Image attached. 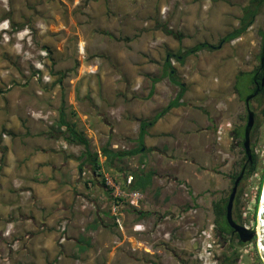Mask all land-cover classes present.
Instances as JSON below:
<instances>
[{"label": "rangeland", "instance_id": "374dc122", "mask_svg": "<svg viewBox=\"0 0 264 264\" xmlns=\"http://www.w3.org/2000/svg\"><path fill=\"white\" fill-rule=\"evenodd\" d=\"M248 2L0 0V105L7 117L37 120L48 128L58 122L63 101L68 109L77 101L84 109L91 107L80 100L78 92L82 84L90 85L89 76L95 72L99 87H117L113 103L124 95L127 106L126 114L116 109L112 115L99 101L97 115L110 122L119 114L137 129L138 119L153 117L180 91L165 78L149 98L152 77L163 74L168 54L202 42L215 47L189 56L184 64L171 59L187 89L181 107L190 113L177 117L194 121L195 137L188 153L177 149L172 157L168 154L123 162L135 173H155L153 185L138 208L148 215L139 218V213L130 211L121 228L110 218L91 228L94 210L89 201L88 209H80L83 213L78 212V201L73 202L74 210L52 227L39 223L35 229L27 214L9 215L0 219V264H218L224 253L233 252L230 244L237 252V264H264L256 240L240 246L234 236L231 242L230 237L226 242L216 236L213 212L214 203L229 198L232 176L240 174L245 164L243 138L235 135H244L247 111L233 86L239 73L260 65L259 31L264 30V13L242 37L219 46L239 26L242 8ZM162 26L181 35V41L167 36ZM250 107L256 114L251 133L256 171L242 180L238 206L242 215L239 224L251 229L257 225L258 192L264 183V102L251 100ZM40 114L48 115L54 125L37 119ZM129 141L119 142L118 150L133 148ZM170 142L168 139L169 146ZM74 148L77 153L83 150L81 146ZM175 155L183 163L172 167L170 160ZM81 178L88 182L94 177L85 169ZM109 202L103 200L98 209L106 214ZM34 206L30 203L24 207ZM64 219L69 227L67 240L61 245L58 225ZM137 224L144 232H134ZM42 234L55 236V248L44 259L31 246L41 241ZM79 247L86 250L82 252Z\"/></svg>", "mask_w": 264, "mask_h": 264}, {"label": "crops", "instance_id": "0c3cea01", "mask_svg": "<svg viewBox=\"0 0 264 264\" xmlns=\"http://www.w3.org/2000/svg\"><path fill=\"white\" fill-rule=\"evenodd\" d=\"M82 76L81 74L80 78ZM96 77V73L93 72L89 76L90 85L82 84L78 92L80 100H86L91 107L88 110L84 109L83 103L79 101L72 102L74 106L69 109L65 105L63 111L65 119L76 130L86 135L93 152L101 154L104 146L118 150V143L129 139L130 144L134 146L130 150L136 149L139 146V126L135 129L133 123H130L126 117L125 119L120 117L119 114L110 122H105L97 115L96 108L100 107L99 101L108 111H111L112 115L116 113V109H120L123 115L126 114L127 106L123 103L124 95L114 104L117 87L110 88L109 85L99 87ZM4 108L0 105V219L25 213L29 216L28 222H31L35 229L39 223L52 227L69 211H72V204L75 201L90 202L94 210L91 228H95L96 223H102L103 218L114 219L111 202L108 203L110 207L106 214L98 209L100 202L105 199L111 200L106 189L99 183V177L93 178L94 181L91 180L94 184L81 178L80 166L85 161L84 149L77 153L74 148L76 145L67 144L64 138L52 128H48L42 122L37 123V120H20L18 116L7 117ZM60 109H58L59 114ZM136 112L138 111H134L135 115H137ZM181 113L190 114L187 108L181 106L170 110L166 116L148 129L143 139L145 148L142 152L133 157L123 158L109 171H105V175L111 176L118 187L128 191L130 188L126 182L127 176L135 172L128 170V167L123 164L124 160L130 164V162L134 163L135 159L141 162L145 157L161 158L168 154L172 157L173 154H177V149L188 153L190 143L195 137L194 121L188 117L178 118L177 116ZM172 115H175V118L170 117ZM64 130L65 127H62V131ZM168 139L171 141L170 146L167 144ZM177 145H179L178 148ZM104 161L105 158H101V162ZM180 163L183 161L178 160L176 155L170 160L172 167L179 166ZM85 169L87 166L84 167ZM21 191L29 192L31 198L26 200L25 195H21ZM30 203L35 206L30 209L24 207ZM80 207L81 210H85L82 205ZM101 208L104 209V206L102 205ZM81 210L78 212L83 213L84 211ZM130 211L132 212L129 207L122 208L123 221L124 216L129 215ZM78 218L81 219L82 216L78 215ZM43 235H41V241H36L31 246L38 254H42L44 259L50 250L55 248L53 243L55 236ZM38 248H41L40 251Z\"/></svg>", "mask_w": 264, "mask_h": 264}, {"label": "trees", "instance_id": "16d2710c", "mask_svg": "<svg viewBox=\"0 0 264 264\" xmlns=\"http://www.w3.org/2000/svg\"><path fill=\"white\" fill-rule=\"evenodd\" d=\"M264 13V0H249L248 4L242 8V16L239 18V26L234 29L231 33L227 34L222 43H230L240 37H242L246 32L254 25L257 17ZM163 32L167 36L174 37L181 41L182 36L175 34L171 29L166 26L160 27ZM259 36L261 37V47H260V55L258 57L260 61V56L264 52V30L259 31ZM215 47L209 44L208 42H202L196 44L194 47L187 49L186 51H179L176 54L169 53L167 60L164 63V72L160 77H152V89L149 95L151 98L155 93V86L165 78H169L170 82L179 87L180 91L177 94V97L172 100L166 107L162 108L158 111L153 117L148 119H138L139 121V146L134 150H114L110 146H104L101 149V157L97 152H93L91 149L90 140L86 137V135L82 132L76 130L70 122L65 119L64 109H65V102L63 101L61 104L60 114L58 122L52 127V129L58 132L61 137L64 138L67 144L69 145H76L81 146L84 149L83 157H85V161L81 164L80 169L83 172L84 167L87 166V171L91 173L92 177L100 178V184L106 191L108 192L109 198L112 199L111 193L112 189H110L105 180V171H109L111 168L115 166V163L120 162L123 158L126 157H133L138 155L142 152L145 148L143 139L147 134L148 129L152 128L161 118L166 116L170 110L173 108H178L182 106L181 101L183 100L187 89L184 84H182L177 76V71L173 67L171 59H176L180 64H184L186 59L191 56L195 55L203 50L211 51ZM263 77V71L261 70L260 65L256 67L251 72H241L235 78V83L233 89L235 93L238 95L241 101L245 102V99L248 95L254 93L257 87H261V82L255 81V78ZM253 100H260L261 103L264 102V87H261L259 94ZM252 100V101H253ZM262 114L264 115V108L262 109ZM62 127H65V130L62 131ZM256 127V124L255 126ZM237 138H243V134L236 133L235 135ZM244 138L241 142L243 146ZM101 158H105L104 162H101ZM256 161L257 155L254 151H252V161H249L247 156H245V164L243 165L242 169L245 167V176L244 180L250 177L256 171ZM242 171V170H241ZM239 175V174H238ZM238 175L232 176V182L234 185V181L238 177ZM133 181L129 186L130 191H140L141 193H146L148 189L153 185V178L155 176L154 171H140L139 173H134ZM94 184L93 181H90ZM262 187H260V191L258 192L259 198L261 197ZM242 191L240 190L236 196L234 209H233V217L237 223H242L241 212L238 206L239 204V196ZM228 203V198L221 199V202H216L213 205V212L215 215V228L219 231V239H223L224 241L231 242L233 240L232 236V229L229 227L226 221V207ZM132 212L139 213V218H143L144 216L148 215V213L140 212L138 209L131 208ZM255 215V213H254ZM230 237V238H229ZM229 238V239H228ZM238 238V237H236ZM84 240V239H83ZM85 241V240H84ZM240 246H245L248 244H242L240 241L238 242ZM89 242L87 241V246ZM230 248H233L232 253H224L221 258V264H237L238 256L235 248L233 245L230 244ZM79 249L83 252L86 248L79 247ZM232 251V250H231Z\"/></svg>", "mask_w": 264, "mask_h": 264}, {"label": "water", "instance_id": "95a60500", "mask_svg": "<svg viewBox=\"0 0 264 264\" xmlns=\"http://www.w3.org/2000/svg\"><path fill=\"white\" fill-rule=\"evenodd\" d=\"M222 44L219 46V48L222 47ZM260 67L263 71V77L257 79L255 78V81L259 80L261 82V87H264V52L260 56ZM261 87H257L256 91L250 95H248L245 99V106L247 111V123L244 128V141H243V147L245 150V154L249 161H252V151H251V133L253 131V128L256 123V114L254 111L251 110L250 102L253 100L258 94L261 89ZM246 168L244 167L236 180L234 181V185L232 187V191L228 198V203L226 207V221L229 225V227L232 229V235H237L238 240L242 244H248L253 242L254 240L257 241V249L260 256V259L264 263V183L262 187L261 192V198H260V204H259V210H258V217H257V225L253 228H247L244 225H241L237 223L234 220L233 217V209H234V203L235 199L239 190V186L244 179ZM259 227V232L256 231V227Z\"/></svg>", "mask_w": 264, "mask_h": 264}, {"label": "built area", "instance_id": "2783aa9c", "mask_svg": "<svg viewBox=\"0 0 264 264\" xmlns=\"http://www.w3.org/2000/svg\"><path fill=\"white\" fill-rule=\"evenodd\" d=\"M37 119L45 121L48 125L53 126L54 123L49 120L48 115L45 114H40L38 115ZM221 135V132H219ZM101 157V154H99ZM85 173H82V176H84ZM105 180L107 186L112 189L111 197L112 199L110 200L112 205H111V212H113V217L116 225H118L120 228L122 227L123 219H122V208L123 207H129V208H134L138 209L142 201L144 200V194L141 193L140 191H127V190H122L120 187L116 185V183L113 181L111 176H106L105 175ZM133 181V176L129 175L127 176V184L130 185ZM21 195H25L24 197L26 200H29L31 198V194L29 192H23L21 191ZM87 203V202H86ZM84 201L78 202L77 209H82L80 206L82 205L83 209H86L89 205H87ZM68 227H69V221L67 219H64L60 222L58 225V231H59V243L63 245L66 240H67V232H68ZM134 232H144V227L141 224H137L133 228Z\"/></svg>", "mask_w": 264, "mask_h": 264}, {"label": "flooded vegetation", "instance_id": "af4514ba", "mask_svg": "<svg viewBox=\"0 0 264 264\" xmlns=\"http://www.w3.org/2000/svg\"><path fill=\"white\" fill-rule=\"evenodd\" d=\"M258 79V78H257ZM257 82H258V80H257ZM215 234H216V236L217 237H219V235H220V233H219V231L215 228ZM232 236H234V237H238L237 235H232ZM238 239V238H237ZM218 264H221V257L218 259Z\"/></svg>", "mask_w": 264, "mask_h": 264}, {"label": "bare ground", "instance_id": "6f19581e", "mask_svg": "<svg viewBox=\"0 0 264 264\" xmlns=\"http://www.w3.org/2000/svg\"><path fill=\"white\" fill-rule=\"evenodd\" d=\"M256 231L259 232V227L258 226L256 227Z\"/></svg>", "mask_w": 264, "mask_h": 264}]
</instances>
